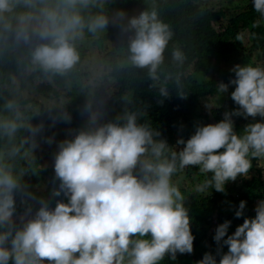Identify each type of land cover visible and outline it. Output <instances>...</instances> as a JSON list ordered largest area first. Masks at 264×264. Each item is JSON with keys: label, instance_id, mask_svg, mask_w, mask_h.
Listing matches in <instances>:
<instances>
[{"label": "clouds", "instance_id": "obj_1", "mask_svg": "<svg viewBox=\"0 0 264 264\" xmlns=\"http://www.w3.org/2000/svg\"><path fill=\"white\" fill-rule=\"evenodd\" d=\"M108 0H0V41L27 46L28 69L44 78L66 76L80 62L79 42L86 34L96 37L110 23L103 9ZM255 12L264 17V0H252ZM123 19L126 13L116 14ZM125 31H134L127 46V63L146 69L152 81L161 79L165 53L173 39L170 26L155 9L146 10L128 21ZM241 39V37H237ZM171 59L183 66L184 51L173 48ZM232 71L235 90L231 98L238 110L225 113L216 124L199 126L182 150L157 139L160 133L140 120L145 112L125 111L116 122L101 123V113L89 101L87 125L74 138L58 144L54 157L55 179L67 203L58 201L41 207L31 219L18 226L15 194L22 188V176L11 162L28 146L34 152L36 136L44 125H33L14 100L0 112V136L15 140L22 129L21 146L0 151V264H161L165 257L191 254L195 237L185 197L173 183V176L188 167H198L205 180L196 188L224 192L230 181L247 177L252 160L264 158V122L248 124L242 134L234 129L232 116L264 118V67L236 65ZM173 82L183 98L182 77H164L158 89L161 97L170 95ZM220 83L218 92L228 91ZM52 115L53 125L70 122L62 107ZM51 144L54 137L46 140ZM175 149V150H173ZM223 150V151H221ZM210 174V175H209ZM241 201L235 215H244ZM31 209H28V213ZM254 218L244 219L232 235L231 221L216 229L214 240L223 242L228 252L219 264H264V200L258 202ZM227 237V239H225ZM198 264H217L205 254Z\"/></svg>", "mask_w": 264, "mask_h": 264}, {"label": "trees", "instance_id": "obj_2", "mask_svg": "<svg viewBox=\"0 0 264 264\" xmlns=\"http://www.w3.org/2000/svg\"><path fill=\"white\" fill-rule=\"evenodd\" d=\"M208 4L209 0H108L103 10L116 22L114 27L107 26L103 33L96 36L99 37L98 41H109L116 35L122 37L134 11H137L139 16L141 12L152 9H155L160 19L170 26L174 35L165 53V63L161 66L159 81H152L146 69H138L131 65L122 66L121 61L127 62L128 41L119 43L108 54L111 69L109 76L116 81L118 91L101 111V123L116 122L118 117L116 104L131 91L133 97L129 103V111L145 112L140 122L155 128L160 133L157 139L165 140L170 147H176L179 151L184 146L178 145V140L187 141L194 135L197 127L209 125L198 124L201 121H208L202 111L205 99L220 96L229 103L230 112L238 110V106L231 98V93L235 90V86L231 84V80L235 79L232 69L236 65L243 66L244 63L256 66L254 63L256 56L264 63V24L260 23V20L264 22V17L255 12L252 0H219L221 6L218 8H211L207 6ZM119 11L126 13L123 19L116 15ZM244 31L250 33V44L244 42ZM238 36L241 39H237ZM85 37L94 36L86 34ZM176 47L181 48L187 57L183 66L176 65L171 59L172 49ZM79 52L81 62L70 73L47 79L38 72L29 71L27 46L15 47L11 41H0V112L3 111V106L8 100H14L30 123L34 126L43 124L44 129L36 139L43 142L48 155L53 158L61 141L74 138L75 132L87 125L88 119L82 120L83 112L78 106L80 103L85 107L86 96L82 94L78 103H73L64 109L71 115L70 122L60 121L53 125L51 117L58 114L60 109L49 111L54 107H41L37 114L26 111L30 105L33 108L40 107L39 103L27 98H15L7 86L13 87L18 81L21 88L31 86L39 92L49 94L51 98H59L62 92L69 88L71 82H77L81 77L87 49L81 48ZM233 57L238 60L231 66L230 60ZM222 63L225 66L220 68L219 65ZM190 69L192 72H189ZM213 69L218 70L220 81H217L219 76L217 79L215 76L208 79ZM169 74L173 78L176 74L181 75L182 91L186 98L177 94L173 82L168 84L169 97L164 98L159 95L158 89L163 84L164 77ZM220 83L229 85L227 92L223 94L218 92L217 85ZM212 115L216 123L223 120L222 110L213 111ZM233 116L238 119L235 126L237 133L239 125L245 121L255 119L264 122V118L261 117ZM25 135L30 133L22 129L11 143L8 138L0 136V151L9 150L13 144L21 146ZM49 137H54V142L51 144L46 142ZM11 162L15 165L16 172L21 174L23 185L15 194L14 216L26 214L28 209L37 212L41 207V199L46 200L50 208H54L58 201L67 203V197L63 194L59 197L52 194L54 189L59 188L60 181L55 179V174L47 178V171L42 167L43 159L38 152L32 153L27 146H23L20 154ZM197 170L198 167H188L178 171L173 178L183 173L190 177ZM242 189L243 193L236 196L223 192L207 197L197 196L189 190L182 191L185 200L190 197L188 210L191 231L195 237L194 251L191 254L177 253L175 259L169 255L161 261V264H198L208 253L215 256L219 264L222 255L228 252V247L223 245V242L216 243L214 240L216 229L224 222L231 221L228 235H232L236 228L242 225L244 219L255 217V205L264 200L262 174L243 181ZM241 201L247 202L246 208L244 215L237 218L235 213L239 210ZM9 264L14 262L10 261Z\"/></svg>", "mask_w": 264, "mask_h": 264}, {"label": "rangeland", "instance_id": "obj_3", "mask_svg": "<svg viewBox=\"0 0 264 264\" xmlns=\"http://www.w3.org/2000/svg\"><path fill=\"white\" fill-rule=\"evenodd\" d=\"M209 7L218 8L221 6L219 4V0H209ZM240 15V14H236ZM138 16V12H133V17ZM115 20L110 19L109 27H114ZM261 24H264L263 20H260ZM244 42L250 44V33L249 31H244ZM134 35V31H123V35L121 36H114V39L109 41H98L99 37L88 38L85 37L83 41L79 42L78 48H86V56L83 61L82 69H81V77L78 79L77 82H71L69 88L62 92V95L59 98H51L49 94L45 92H39L34 87L27 86L26 88H21L18 81H16L13 87L7 86L10 92L13 94L15 98H27L31 99V101H35L39 103L40 107L33 108L31 105L26 108V111L35 112L36 114L39 113L41 107L48 108V107H62L66 108L73 103H78V99L81 97L82 94L86 96L87 103L91 101L93 105V110H97L101 113L103 108L108 105L111 97L118 91V85L113 78H110L109 74L111 72L109 58H107L108 54L112 52L114 48L118 46L119 43H123L124 41L129 42V38ZM238 60V58H237ZM235 57L230 60L231 66L235 64L237 61ZM122 66H130L127 62L121 61ZM254 63L256 66L264 67V63L257 58H254ZM229 64V65H230ZM248 63H244L247 65ZM225 65L222 63L219 65L220 68L224 67ZM192 72V69L189 70ZM212 76H217L219 78L217 81H220V75L218 74L217 69L211 70L208 79ZM47 83V82H46ZM45 85V84H44ZM133 97V92H127L120 101L116 104L117 114L118 116L122 115L125 111H129V103ZM79 109L83 112L82 120L89 119V114L85 111V107L78 103ZM222 110L223 115L222 118L224 119L225 113L230 112L229 103L222 99L220 96L210 97L205 99L202 105V111L204 115L207 117V122H199L198 124H216L215 118L212 115L213 111ZM234 121V129L237 124V118L232 116ZM260 122L255 119H251L241 123L239 125L238 133L242 134L245 127L248 124ZM38 146L35 148L34 152H38L42 159L43 165L42 167L47 171V178L52 177L54 172V158L50 157L47 153V150L43 146V142L40 139H36ZM30 146V144L28 145ZM27 146V147H28ZM184 146V145H181ZM32 152V153H34ZM253 167L248 173L247 177L240 176L234 182L230 181L226 185V189L224 192H228L229 195H237L239 193H243L242 183L245 180L252 179V177H258L260 173L264 178V158H256L252 160ZM183 173V172H182ZM210 175V174H209ZM205 175L199 173V169L190 177L186 176L184 173L177 177L173 178V183L179 187L180 191L189 190L193 194L207 196H213L216 193H223V192H216L214 189H207L204 192H196V188L199 184H201L205 180ZM258 203L255 205V209ZM190 206V197H187L185 200V207L189 208Z\"/></svg>", "mask_w": 264, "mask_h": 264}, {"label": "water", "instance_id": "obj_4", "mask_svg": "<svg viewBox=\"0 0 264 264\" xmlns=\"http://www.w3.org/2000/svg\"><path fill=\"white\" fill-rule=\"evenodd\" d=\"M36 212H30V213H26V214H23V215H20V216H14L13 219L15 221L16 224H21L22 223V218L24 220H27V219H31L35 216Z\"/></svg>", "mask_w": 264, "mask_h": 264}]
</instances>
